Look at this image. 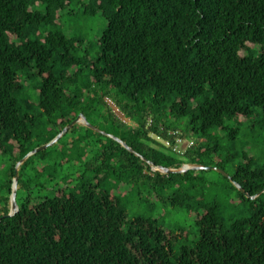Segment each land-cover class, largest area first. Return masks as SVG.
I'll list each match as a JSON object with an SVG mask.
<instances>
[{
  "label": "trees",
  "instance_id": "obj_1",
  "mask_svg": "<svg viewBox=\"0 0 264 264\" xmlns=\"http://www.w3.org/2000/svg\"><path fill=\"white\" fill-rule=\"evenodd\" d=\"M74 1L0 0V170L8 168L0 264H264V160L257 164L235 141L239 122L255 112L264 132V0H76L82 16L105 21L93 55L82 37L60 29ZM29 77L39 79L33 96L52 127L43 144L78 114L99 118L107 97L95 89L112 93L107 100L131 124L106 109V130L89 122L98 131L79 134L74 124L28 156L16 169L17 211L5 217L15 166L33 149L38 115L16 98ZM173 131L193 141L182 155L158 141L173 145ZM63 138L55 164L46 149ZM66 164L83 172L61 176ZM184 166L215 167L227 173L219 174L227 187L206 178L208 170L156 171ZM40 179L50 191L41 197ZM142 188L146 206L160 202L195 217L191 245L174 251L189 238L184 230L128 217L127 199ZM220 197L246 215L225 218Z\"/></svg>",
  "mask_w": 264,
  "mask_h": 264
},
{
  "label": "rangeland",
  "instance_id": "obj_2",
  "mask_svg": "<svg viewBox=\"0 0 264 264\" xmlns=\"http://www.w3.org/2000/svg\"><path fill=\"white\" fill-rule=\"evenodd\" d=\"M70 7L72 9V14L65 15L64 17H62L61 21L59 22L60 29L64 31L65 34L70 38L82 37L84 40L83 47L86 49L88 53L93 55L96 50L95 39L104 29L105 21L98 13L88 17L82 16L81 9L77 8L76 0ZM38 81L39 79L37 77H29L27 81L23 84V89L21 93H19L18 96H16L19 104H21L22 101L29 100L30 104H33L34 107L31 114L34 116L38 115L37 121L35 123L36 126L33 128L32 138L30 142V147L33 148L32 151L39 147L44 146L45 144H43V140H45L48 137L49 133L52 131V127L45 122L44 117L43 116L40 117V110L37 108V101L33 96L34 88L38 85ZM95 90L97 94L99 95L105 94L107 99L109 98L110 100H113L111 96L112 93H110L109 91H105L101 89H95ZM107 99H103V101H105L107 106L101 105L99 107V110L96 111V113L100 114L99 118L93 116L91 118H88L87 120L93 125L97 126V128L99 127V129L101 128L106 130L108 126L106 123L105 124L103 123L104 121L101 118V115L104 114V111H106V109H108L114 115V117L121 123L131 124L129 123L128 119H124L123 115L120 112H118V110L115 108L114 105H112V102ZM254 114L252 118L239 122L238 134L235 141L237 143L236 144L237 149L240 152L242 150L247 151L249 155L253 157L254 161H256L257 164H259L264 160V132L259 130V126L256 123V119H257L256 112ZM78 115H82V114H78ZM89 122H87V124H89ZM75 124H77L79 134H85L86 131L85 129L88 128L87 125L82 120L78 121ZM176 124L180 130H183L185 128L186 122L178 121V123ZM100 133L104 136H108L102 131H100ZM75 139L76 138L75 137L73 138L72 136L68 138L67 141L71 142ZM191 139L195 140L196 138L195 136H192ZM222 144L225 146L227 142L223 140ZM78 146L79 148L82 149L85 147L82 143H80ZM62 147H65L64 138L62 139V141L57 143L55 147L46 149L47 156L51 157L53 159V161L52 160L51 161L54 162L55 164L61 158H63L62 156H60V154L63 152ZM87 149L84 148L82 152ZM6 169L8 168L4 166V170L3 171L0 170L1 199L6 197V182H7V178L5 176ZM71 170H75L76 174L80 173L81 171L83 172V168L81 169L78 167L74 168L71 167L70 164L69 165L66 164L62 169H59L58 174L62 176L65 173L71 172ZM219 174H221L224 177L225 175L228 177L227 173H224L225 175H223L222 173L214 170H208V172L206 171L205 176L206 178L211 180V182L218 183L219 189H224V187L227 186L225 182L221 179V177H219ZM37 187L38 190H40V192H37V195L40 197L43 195H48L50 192L48 190L49 189L48 183L44 182L43 179H40L39 182H37ZM20 196L21 194L17 192V196H15V201L18 200ZM147 198H148L147 190L145 188L140 189V195L138 196L136 195L135 197H129L127 199L128 217L132 218L138 215L144 217L152 216L153 218L159 221L163 229L166 231L167 230L171 231L175 229L184 230L185 233L189 234V238L187 239V241L177 243L175 245L174 251H176L181 245H191L193 238L197 236L196 227L194 225L195 217L189 215L188 213H186L181 209L172 208L169 205L162 204L160 202L154 203L149 200L151 206H146L145 200ZM230 198H231L230 200H227L223 197H220L223 216L225 218H231V219H237L242 216H245L246 213L243 214L239 209L236 210V208L234 207V205H236L238 202L234 201L232 197ZM152 203H154L153 206ZM147 207H151V210L148 209Z\"/></svg>",
  "mask_w": 264,
  "mask_h": 264
},
{
  "label": "water",
  "instance_id": "obj_3",
  "mask_svg": "<svg viewBox=\"0 0 264 264\" xmlns=\"http://www.w3.org/2000/svg\"><path fill=\"white\" fill-rule=\"evenodd\" d=\"M82 120L88 128L92 129V130H97L95 128H93L92 126H90L89 124H87L85 118L82 116V115H78L72 122H70L67 126H65L63 128V130L61 132H59L49 143L45 144L44 146L42 147H39L31 152H29L23 159H21L15 166V169H14V176H13V181H12V185H11V193H10V211L9 213L5 216V217H10L12 216L16 211H17V204H16V201H15V195H16V180H17V172H16V169L17 167L30 155L32 154H35L37 153L38 151L40 150H43L45 149L46 147H49L51 146L52 144H54L61 136L63 133L67 132L75 123H77L78 121ZM98 131V130H97ZM110 138L114 139L117 143H119L124 149H126L129 153L135 155V156H139L137 153H135L133 150H131L130 148H128L125 144H123L120 140L116 139V138H113L112 136H109ZM141 158V157H140ZM143 161H145V159L141 158ZM191 169H195V170H214V171H217V172H220L222 173L223 175H225L223 173V171L215 168V167H208V166H184L183 168L181 169H168V168H163V167H158L156 171H159V172H163V173H166V174H169V173H183V172H186L187 170H191ZM226 176V175H225ZM238 190L248 199H253L255 197H250L248 196L246 193H244L242 191V189H240L238 186H237Z\"/></svg>",
  "mask_w": 264,
  "mask_h": 264
},
{
  "label": "built area",
  "instance_id": "obj_4",
  "mask_svg": "<svg viewBox=\"0 0 264 264\" xmlns=\"http://www.w3.org/2000/svg\"><path fill=\"white\" fill-rule=\"evenodd\" d=\"M168 137H171L173 139V145H170L169 141L167 140H159L158 141L166 148H171L173 152H175L178 155H182V148L186 147L189 148L192 146L193 141L192 140H184L183 138L180 137V134L176 131L173 132H168L167 133Z\"/></svg>",
  "mask_w": 264,
  "mask_h": 264
}]
</instances>
